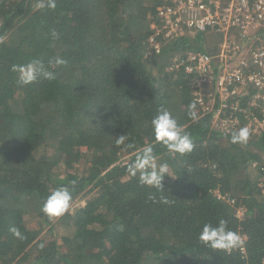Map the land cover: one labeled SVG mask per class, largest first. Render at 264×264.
Masks as SVG:
<instances>
[{
    "label": "trees",
    "instance_id": "1",
    "mask_svg": "<svg viewBox=\"0 0 264 264\" xmlns=\"http://www.w3.org/2000/svg\"><path fill=\"white\" fill-rule=\"evenodd\" d=\"M167 1L57 0L41 10L39 0H0V264H264V131L233 144L239 128L222 130L198 108L193 74L176 63L189 51L216 53L221 35L196 29L165 40L156 29ZM56 57L66 61L49 68L56 80L17 84L13 64ZM162 107L191 133L192 152L154 141ZM126 133L133 148L115 144ZM150 144L178 177H165L164 193L127 171ZM60 185L84 203L50 220L41 207ZM221 218L245 238L242 248L198 241L202 224Z\"/></svg>",
    "mask_w": 264,
    "mask_h": 264
},
{
    "label": "built area",
    "instance_id": "2",
    "mask_svg": "<svg viewBox=\"0 0 264 264\" xmlns=\"http://www.w3.org/2000/svg\"><path fill=\"white\" fill-rule=\"evenodd\" d=\"M158 14L156 31L165 40L196 29L221 35L216 53L189 51L176 63L193 74L191 93L198 108L212 113V123L237 129L239 116L264 110V0H168ZM250 91L248 101L241 100Z\"/></svg>",
    "mask_w": 264,
    "mask_h": 264
},
{
    "label": "clouds",
    "instance_id": "3",
    "mask_svg": "<svg viewBox=\"0 0 264 264\" xmlns=\"http://www.w3.org/2000/svg\"><path fill=\"white\" fill-rule=\"evenodd\" d=\"M56 7L57 0H39L36 4V8L41 10H54ZM51 35L56 38L58 33L53 30ZM64 64H66V61L60 57L49 60L47 65L40 59H33L25 64H13L11 71L17 73V84L26 86L41 77L48 81L56 80L57 74L49 68ZM195 108V103L190 104L187 113L193 120L197 118ZM151 130L154 141L161 144L170 153L184 155L192 152L195 147L191 133L183 129L177 117L166 107L159 109L158 114L151 120ZM249 137L250 130L247 126H244L232 131L231 143L245 145ZM129 140L127 133L122 134L116 136L115 144L123 146L124 149L133 148L134 144ZM127 171L132 176L139 173L138 182L141 186L155 188L161 193L165 192L163 181L166 176L178 178L170 172V166L167 162L156 163V156L151 144L145 146L143 151L136 155L135 160L128 165ZM72 198L69 187L60 185L45 198L41 211L50 220L59 218L70 209ZM148 198L154 203L158 202L167 206H171L175 202L163 194L159 196L158 200L155 194L149 195ZM9 231L15 238L24 239L18 227H11ZM197 239L202 245L210 249L224 252L242 248L245 243V238L239 232L232 230L229 227V221L223 218L215 223L212 221L204 222L198 232Z\"/></svg>",
    "mask_w": 264,
    "mask_h": 264
},
{
    "label": "rangeland",
    "instance_id": "4",
    "mask_svg": "<svg viewBox=\"0 0 264 264\" xmlns=\"http://www.w3.org/2000/svg\"><path fill=\"white\" fill-rule=\"evenodd\" d=\"M205 102V101H204ZM205 105L208 107H211L212 104H208L207 102H205ZM244 111V110H243ZM262 120H264V110L260 111L259 113H252L250 114L249 112H247V114L244 117L243 121H238L241 125L240 127H244L247 126L250 130V133L254 134V133H259L261 131H264V125L262 124ZM214 125L220 126L219 124H216L217 121L214 120L213 121ZM259 156L262 158L264 157V150L260 151ZM128 159V155L121 157L120 156V160H127ZM163 160H156V163L159 164L161 163ZM164 162V161H163ZM171 172V170H170ZM75 203H84V199L80 198L78 200H76ZM74 201L71 202V206L75 205Z\"/></svg>",
    "mask_w": 264,
    "mask_h": 264
}]
</instances>
